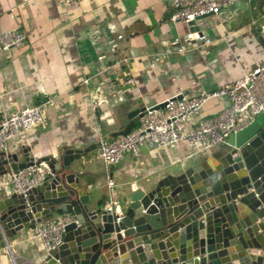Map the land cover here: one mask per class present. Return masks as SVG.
<instances>
[{
	"label": "crops",
	"instance_id": "crops-1",
	"mask_svg": "<svg viewBox=\"0 0 264 264\" xmlns=\"http://www.w3.org/2000/svg\"><path fill=\"white\" fill-rule=\"evenodd\" d=\"M172 12L171 0H0V31L19 27L25 33L21 45L0 49V112L40 103L46 117L26 133L11 136L10 152L22 159L21 147L29 146L36 158L90 145L87 157L93 165L88 171H102L98 179L108 200L126 183L201 155L192 154L184 140L140 145L137 154L125 151L113 163L98 152L104 137L100 122L111 130L127 122V112L135 107L216 89L264 61V42L255 30L262 12L253 0H237L201 17L197 24L212 38L208 44L187 23L172 20ZM228 102L224 95L208 98L183 129ZM32 228L10 236L9 244L0 243V264L37 260L43 246L31 237Z\"/></svg>",
	"mask_w": 264,
	"mask_h": 264
},
{
	"label": "water",
	"instance_id": "water-1",
	"mask_svg": "<svg viewBox=\"0 0 264 264\" xmlns=\"http://www.w3.org/2000/svg\"><path fill=\"white\" fill-rule=\"evenodd\" d=\"M253 2L262 12L255 30L264 42V4ZM187 24L202 34L197 20ZM145 111L131 109L128 121L111 130L100 122V133H126ZM90 148L35 158L22 146V159L0 149V175L29 164L47 169L26 194L0 190V243L70 213L61 241L30 264H264V110L210 151L124 184L113 200L98 179L102 171H88ZM108 204L119 206V221Z\"/></svg>",
	"mask_w": 264,
	"mask_h": 264
},
{
	"label": "built area",
	"instance_id": "built-area-1",
	"mask_svg": "<svg viewBox=\"0 0 264 264\" xmlns=\"http://www.w3.org/2000/svg\"><path fill=\"white\" fill-rule=\"evenodd\" d=\"M75 1V0H66ZM237 0H171L172 20L185 23L199 20L206 14H216L221 8ZM197 32V31H196ZM204 44L212 42L205 34H196ZM25 33L19 27L0 31V49H9L21 45ZM184 50V48H178ZM167 50L166 52H170ZM153 65V64H151ZM87 78L83 79L86 82ZM128 82H134L133 77ZM224 95L228 104L218 112L202 118L188 130L183 129V122L212 96ZM162 109L146 107L145 113L136 125L126 133L114 137H101L98 152L107 163L118 161L125 151L138 153L140 145L165 146L177 140H184L194 151L207 152L225 142L231 131H236L248 124L259 112L264 110V61L256 67L243 72L238 77L225 82L216 89L201 91L197 95L175 94L167 96ZM46 119L43 106L36 103L13 111L0 112V149H8L7 140L14 135L26 133ZM47 169L42 164H29L16 170H8L0 181V190L26 194L28 189L40 183ZM113 181L108 180V185ZM108 209L116 214L119 221L121 210L118 205ZM72 218L70 213H63L57 218L36 223L31 237L38 238L44 248H50L61 241L65 224Z\"/></svg>",
	"mask_w": 264,
	"mask_h": 264
},
{
	"label": "rangeland",
	"instance_id": "rangeland-1",
	"mask_svg": "<svg viewBox=\"0 0 264 264\" xmlns=\"http://www.w3.org/2000/svg\"><path fill=\"white\" fill-rule=\"evenodd\" d=\"M193 152H192V154H195L196 152H201V153H203V151H194V150H192Z\"/></svg>",
	"mask_w": 264,
	"mask_h": 264
}]
</instances>
